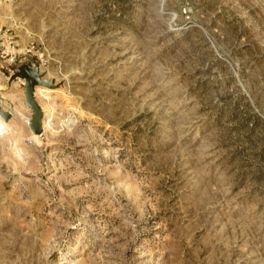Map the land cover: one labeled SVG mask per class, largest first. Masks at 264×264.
<instances>
[{
	"label": "rangeland",
	"instance_id": "obj_1",
	"mask_svg": "<svg viewBox=\"0 0 264 264\" xmlns=\"http://www.w3.org/2000/svg\"><path fill=\"white\" fill-rule=\"evenodd\" d=\"M0 30L52 82L33 133L0 58V264H264V0H5Z\"/></svg>",
	"mask_w": 264,
	"mask_h": 264
},
{
	"label": "water",
	"instance_id": "obj_2",
	"mask_svg": "<svg viewBox=\"0 0 264 264\" xmlns=\"http://www.w3.org/2000/svg\"><path fill=\"white\" fill-rule=\"evenodd\" d=\"M6 66L12 71L13 77L19 76L25 79V102L32 111L29 127L33 133L40 134L43 130L44 112L35 100V89L38 86H52V82L42 79L38 67L28 62H18ZM7 114L9 113L5 115Z\"/></svg>",
	"mask_w": 264,
	"mask_h": 264
},
{
	"label": "built area",
	"instance_id": "obj_3",
	"mask_svg": "<svg viewBox=\"0 0 264 264\" xmlns=\"http://www.w3.org/2000/svg\"><path fill=\"white\" fill-rule=\"evenodd\" d=\"M5 1V0H0ZM9 34L5 30H0V58L6 65H14L16 62H24L25 56L19 57V53L13 48V41L9 40Z\"/></svg>",
	"mask_w": 264,
	"mask_h": 264
}]
</instances>
